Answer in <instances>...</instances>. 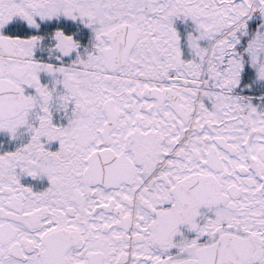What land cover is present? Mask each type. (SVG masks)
<instances>
[{"label": "snow or ice", "instance_id": "snow-or-ice-1", "mask_svg": "<svg viewBox=\"0 0 264 264\" xmlns=\"http://www.w3.org/2000/svg\"><path fill=\"white\" fill-rule=\"evenodd\" d=\"M0 264H264V0H0Z\"/></svg>", "mask_w": 264, "mask_h": 264}]
</instances>
